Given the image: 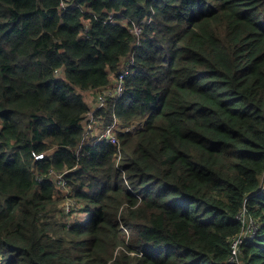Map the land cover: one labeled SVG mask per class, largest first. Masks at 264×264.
Masks as SVG:
<instances>
[{
    "label": "trees",
    "instance_id": "trees-1",
    "mask_svg": "<svg viewBox=\"0 0 264 264\" xmlns=\"http://www.w3.org/2000/svg\"><path fill=\"white\" fill-rule=\"evenodd\" d=\"M262 184L264 0H0V264H264Z\"/></svg>",
    "mask_w": 264,
    "mask_h": 264
},
{
    "label": "built area",
    "instance_id": "built-area-1",
    "mask_svg": "<svg viewBox=\"0 0 264 264\" xmlns=\"http://www.w3.org/2000/svg\"><path fill=\"white\" fill-rule=\"evenodd\" d=\"M139 29H134L133 32L135 34H139ZM128 75L126 71H124L120 76L118 81L116 82L115 88L112 91L107 92L108 96L111 98L119 97L122 94V86L125 77ZM100 101L103 103L104 99L100 96ZM143 122L137 123V125L131 127L130 129H126L125 132H133L137 129V127L142 126ZM117 124L112 123L110 126H107L105 129L102 130V132L98 135V138L96 141H94V145H96L100 141H105L111 144H116L117 141ZM40 159L41 157H37ZM58 185L62 188L64 187L65 182L62 180L61 177L58 179ZM69 207H67L68 212ZM236 220L239 221L242 224V230L240 234L235 237L231 242V255L229 257L228 263L229 264H239L238 262V254H239V248L242 246L247 240L254 238L256 233V225L254 221L249 218L245 212V210L240 211L237 216Z\"/></svg>",
    "mask_w": 264,
    "mask_h": 264
},
{
    "label": "rangeland",
    "instance_id": "rangeland-1",
    "mask_svg": "<svg viewBox=\"0 0 264 264\" xmlns=\"http://www.w3.org/2000/svg\"><path fill=\"white\" fill-rule=\"evenodd\" d=\"M111 88H112V89H111V90H108V91H112L114 87L111 86ZM92 98L95 99V97H94V96L91 97L90 94H87V95L85 96L86 101H87L89 104H91V105H92V100H93ZM86 130H87V132H88V131L91 132V133L94 132V130H93V131H90V129H89V125H87V124H86ZM262 185H263V187H264V184H262Z\"/></svg>",
    "mask_w": 264,
    "mask_h": 264
},
{
    "label": "crops",
    "instance_id": "crops-1",
    "mask_svg": "<svg viewBox=\"0 0 264 264\" xmlns=\"http://www.w3.org/2000/svg\"><path fill=\"white\" fill-rule=\"evenodd\" d=\"M94 96V94H91V97ZM93 99V98H92ZM95 103V99L92 100V105Z\"/></svg>",
    "mask_w": 264,
    "mask_h": 264
}]
</instances>
